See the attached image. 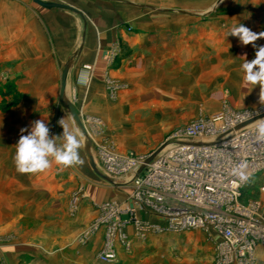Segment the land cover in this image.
I'll return each instance as SVG.
<instances>
[{
	"label": "crops",
	"instance_id": "obj_1",
	"mask_svg": "<svg viewBox=\"0 0 264 264\" xmlns=\"http://www.w3.org/2000/svg\"><path fill=\"white\" fill-rule=\"evenodd\" d=\"M47 1L68 5L76 12L62 8H43L31 0H0V67L10 68L8 73L16 85V93L29 100L11 108L8 115L1 117L3 134H0V156L4 158V163L11 162L14 169L9 171V167L6 166L2 175L14 182L17 180L16 185L13 183V193L19 195L18 201L25 199L26 203L16 201L13 206L0 207L3 211L2 216L0 215V227L13 223L15 218L20 221L22 216L35 219L41 215L38 211L43 205L40 207L32 205V199L27 197L37 193H43L45 197L48 216L54 217L60 212L65 214L64 209L68 210V207L65 208L63 197H59V194L66 192L63 187H68L71 176L77 179L83 177V166L82 170L71 167V171L66 168L60 172L59 166L53 162L52 167L46 172L33 175L32 181L26 174L18 173L14 165L16 144L21 129L30 130L33 121L44 119L50 128V134L54 136L49 120L51 121L54 115H60V119L65 118L69 123L70 130L75 131L77 126L60 99L61 74L67 62L69 68L64 96L83 100V110L106 124L117 114L121 120L127 119L132 113L135 114L137 106H130L125 99H133L139 93L144 95L152 91L153 86L148 85L150 79L158 80L163 76L168 81H174L186 66L182 62L187 60L188 76L193 82L199 80L209 84L215 81L220 84L219 90L222 91V87H225L231 91L228 106L224 109L244 110L264 106L259 102V86L246 85L241 70V65L246 59L249 61L254 59L256 49L251 44L241 45L237 37L229 35L231 28L240 24L256 33H264V0H251L249 3L243 0V3L247 4L243 12L233 10L228 15L219 16V23L214 22L211 15L212 0L199 1L204 4L199 8L196 6L197 0ZM207 2L211 4L206 6ZM226 2H228L226 5L230 6L233 0ZM255 43L258 46L264 45V38ZM112 53L116 55L112 57ZM108 56L111 62L108 61ZM228 57H231V60L235 59L232 69H228ZM214 58L217 60L220 58L217 66V63L214 65ZM84 66L92 67L87 84L82 81L86 75L82 70ZM214 66L217 70L216 68L214 70ZM214 75L218 77L214 78ZM105 78H112L125 86L126 92L122 90L118 96L123 103L118 110L109 106L106 93L103 91ZM161 98L153 102L160 104L164 101L165 105L166 99ZM54 103H60V106L54 107L52 105ZM73 107L79 109L77 106ZM144 108L146 109L145 103ZM221 110V108L214 110L209 115ZM168 124L170 123L156 122L153 126L161 131L170 126ZM62 132L63 129L59 125L56 128V135H62ZM57 143H63L62 137L57 138ZM80 156L86 161L84 148L83 156L82 154ZM20 178L27 179L26 183L22 184L23 187ZM56 178L61 181L57 182ZM128 190V186L122 183L112 184L98 178V182L84 186L79 203L83 201L84 205L86 203L87 207L92 209L90 218L92 220L97 215V204L112 199L116 202L125 201ZM3 191L5 195L11 193L7 188ZM5 213L13 216L5 218ZM139 217L153 224H164L154 215L144 212H139ZM42 226L49 229L50 241H53L51 238L59 236L55 241L60 242V250L55 252V256L45 257L48 258L45 261L38 260L34 251L29 252L30 240L28 242L17 240L0 247L2 264H17L20 259L23 264H65L73 254L77 258L76 264H103L96 259L98 253L96 250L103 245L102 230L93 235L91 247L73 250L69 244L73 227L66 219L45 220ZM125 229L131 239V249L125 251L119 244H115L117 262L114 264H161L149 261L147 254L142 251L149 243H154V237H149L148 234L138 242L134 237V228L127 226ZM194 231L197 233L190 234ZM166 233L171 234L170 238L179 255L186 251L191 255L196 248L203 246L204 260H198H203L204 264H214L215 248L219 241V237L214 233L202 230ZM132 240L139 244L135 245ZM135 246H140L141 250ZM228 264H264V247L256 246L242 262Z\"/></svg>",
	"mask_w": 264,
	"mask_h": 264
},
{
	"label": "built area",
	"instance_id": "obj_2",
	"mask_svg": "<svg viewBox=\"0 0 264 264\" xmlns=\"http://www.w3.org/2000/svg\"><path fill=\"white\" fill-rule=\"evenodd\" d=\"M261 114L264 106L223 109L192 120L175 130L146 164L147 156L98 146L99 171L112 184L126 177L122 185L128 183L129 190L124 203L108 201L96 206L98 216L85 234L98 225L105 228V242L96 259L116 263L115 244L130 251L131 239L124 231L130 225L140 239L150 232H212L219 237L214 264L242 262L256 246L264 247L260 204L241 201L245 184L264 175V141L255 136L256 124L264 116L254 119ZM139 212L154 215L164 224L141 220Z\"/></svg>",
	"mask_w": 264,
	"mask_h": 264
},
{
	"label": "rangeland",
	"instance_id": "obj_3",
	"mask_svg": "<svg viewBox=\"0 0 264 264\" xmlns=\"http://www.w3.org/2000/svg\"><path fill=\"white\" fill-rule=\"evenodd\" d=\"M197 1L198 3L196 4V6H198V8L204 5L202 2H199L201 0H197ZM244 1L233 0L232 4L228 6L226 5L228 3L226 2V0H212L211 2L212 4L207 2L206 6L210 4L212 5L211 15L214 18L213 19L214 22L219 23V19L221 16L228 15L233 10H238L239 12H243L242 10H244V6H247L246 3H243ZM246 1L249 3L251 0H246ZM117 53L119 54V51ZM114 54L116 55V53H112V57L115 56ZM107 58L108 61L111 62L110 56H108ZM231 59H232L231 57H228L229 60L228 69L229 68L232 69L235 63L233 61L235 59L233 60ZM213 61H214V65L217 63L216 64L217 66L220 63L219 62L220 58L219 60L214 58ZM182 63L186 66L182 68L181 74L179 76H176L175 77L176 79H174V81H168L163 76L159 77L158 80L150 79L148 85L150 87L153 86L152 91L144 95H140L139 93V95H137L136 98H133L134 100L125 99L127 103H130V106L132 107L135 105L137 106V108H135L136 109V111L134 112L135 114L133 113L130 114L127 119H122V120L120 118L118 119V114H117L116 117H114L111 121L109 120L110 122L106 124V122L101 121L99 118L95 116L88 115L83 110L82 108L84 106V104H82L83 100L77 99L75 97L67 98L72 103L73 106H77L79 108L78 110L75 109V111L82 120L81 122L83 123L84 130L87 136V137L83 136V134L79 131L78 138H80L82 142V146L79 150L80 154H82L83 156V148L85 144L88 143L90 145V152L93 158V162L97 168H98V164H97L98 146H107L108 148H111L115 152L118 153L121 152L120 154L131 153L137 156L140 155L148 156L153 151H155L160 145H165L171 134H173V132H175V130H177L178 128L187 125L192 120L205 118L209 116V113L213 112L214 110H219L220 108L223 110L224 107L228 106V97L231 95L230 90H228L225 87H222V91L219 90L218 88L220 84H217L215 81L210 82L209 84H205L204 82L201 81L199 82V80L197 82H193L192 81L193 79L188 76V69H189L188 60ZM216 66H214V70ZM9 69H10L9 67H0V134H3L1 117L3 115H8V113L11 112L10 111L11 108L20 105V103H25L29 101L23 99L18 92L16 93V85L9 76L8 73ZM82 70L86 73V75L84 74L85 77H83L82 81L84 84L85 83L87 84L91 75L92 67L84 66ZM77 75H79V72ZM217 77H218L217 75H214V78ZM203 79H205V77ZM104 80L105 82L103 86V91H105L106 93L107 99L109 101L108 102L109 106H111L113 109H117V110L120 109L123 103H122V99H119L120 97L118 96L119 93L122 92V90L126 92V89H124L125 88L124 84L112 78L111 79L105 78ZM215 86L217 88H215ZM71 89L73 90L74 88L71 87ZM135 89L136 88H133V90ZM8 90L11 92L10 93L11 95H7V96L4 95L5 92H7ZM13 96H15L16 98L14 103L11 100ZM161 97L164 100L166 99L165 101L167 103L165 105H163L164 101H162V103L160 104L153 102V100L160 99ZM54 102H58V100H54ZM144 103L146 104V109L144 108ZM52 105L54 107H59L60 103H54ZM59 120H60V115L58 116L54 115L51 118V121L49 120L50 124L52 125L51 129L54 131V136L56 135V128L59 127L58 124ZM173 120H175L174 123H172ZM156 122L170 123L168 124L170 126L164 128V130L158 131L153 126V124ZM157 126L159 125L157 124ZM77 129L78 128L76 127L75 130ZM3 159L4 158L0 156V193H1L0 207L7 208L17 203L16 201H18L19 195H14L16 193H13V189H14L13 183H15L16 185L17 180H15L14 182L12 179L10 178L6 179L2 175V173L5 172L6 166L9 167L8 168L9 171L14 170L12 168L13 164L11 162L4 163L5 161ZM83 161H84L83 165L72 166L73 168L78 170H82L81 166H83L84 169L83 177L77 179L75 178V176H71L68 187L67 186L63 187L64 188L63 190H65L66 192H63L64 195L59 194V197L60 196L63 197L62 201L64 202L65 208L68 207V210L64 209L65 214L60 212L57 213L56 216L54 217H50V215L48 216L49 212L47 210V205L45 206L46 203H44L45 197L43 193L41 194L37 193L34 196L28 195L27 197L32 199L31 200L32 205L39 207L43 205L41 209L38 211L41 213V215L37 216V218L35 219L31 217L22 216L20 221H18L17 218H15L13 223H9L6 226L2 225L0 227V247L7 245L8 242L12 244L17 240L18 241L23 240L26 242L30 240L31 247L29 249V252L34 251L36 253V256L38 257V260L45 261L46 259H48L45 257L55 256V252L60 250V242L55 241L57 240L55 238L59 236L53 237L54 239L51 238L53 241H50L49 229L43 227L42 225L44 224L45 220L64 221L65 219L66 222L70 223V226L73 227V234L72 236H70V240H69L70 247H72L73 250H83L91 247L92 245L90 241L93 238V235L99 230L103 231V244H104L105 228L101 225H98L97 228L94 230V232L92 231L89 232L88 235H85L89 231L91 225L95 222L99 212L96 209L97 215L94 216V218L91 220L90 218L92 217L91 216L92 209L87 207L86 203L84 205L83 201L82 202L80 201L79 203V199L84 193L83 191L84 186L87 184L98 182L99 177H97L92 172L85 159ZM71 169L72 168L69 167L70 171ZM69 174L72 175V173ZM26 175L28 176V178L32 180L34 178L33 175L35 174H26ZM116 180L118 184L127 182L126 177L125 178L119 177ZM26 181L27 179L20 178L21 187L24 186L22 184H25ZM56 181L60 182L61 179L56 178ZM80 182L82 184H80ZM263 182H264V175L261 174L254 176L250 181H248L242 189L241 201L245 203L249 201L259 202L260 213L264 215V191H260V187L262 186ZM108 183H113V181ZM125 185L128 186V183ZM4 188H7L11 193L5 195V191H3ZM117 197H119V195ZM74 198L76 199V201H73ZM109 201H115V200L112 199ZM18 202L26 203V200L24 199L23 201L20 200ZM29 202L30 201H28L27 203ZM118 203L119 204L124 203V200H120V202ZM8 213H12V212H8ZM2 214L3 211L0 210V215L2 216ZM5 214H6L5 218H9L13 216V214H9V215L7 213ZM24 215L26 214L24 213ZM74 215H76V217ZM54 229H52V231H55ZM124 231L126 232V229H124ZM30 232H32L31 235ZM191 233H197V231L190 232V234ZM148 234L149 237L155 238L154 243H149L147 247L144 250H142L143 253L147 254L149 261H155L161 264H204L203 263L204 259L202 258V256L204 255L205 251L203 250L204 249L203 246L200 248L199 247L196 248V251L194 253H191V255L188 254L187 251L184 253L182 252V254L179 255L176 250V247L173 245V242L170 238L171 234H167L166 232H162V233L150 232ZM23 237L27 239H23ZM134 237L138 242H141V239H139V237L136 234H134ZM101 238L102 236L98 240L100 241ZM100 247L98 250H96V252L101 251L103 245L101 248ZM135 248L140 249V246H135ZM75 256H76L75 254L70 255L69 259L66 261L65 264H76L77 258H75ZM198 259H203V260L199 261ZM0 264H2L1 261ZM17 264H23V261L20 259Z\"/></svg>",
	"mask_w": 264,
	"mask_h": 264
},
{
	"label": "clouds",
	"instance_id": "obj_4",
	"mask_svg": "<svg viewBox=\"0 0 264 264\" xmlns=\"http://www.w3.org/2000/svg\"><path fill=\"white\" fill-rule=\"evenodd\" d=\"M229 35L237 37L240 44L252 45L255 57L245 60L241 65L243 81L246 85L259 86V102L264 105V45L258 46L255 42L264 38V33H256L242 24L233 26ZM62 127V135L53 136L44 119L33 121L30 130L21 129L20 138L16 144L14 163L20 174L44 173L52 167L53 162L59 166L58 171L66 168L83 165L80 156L82 146L79 130H70L69 123L62 118L58 121ZM27 132V135L23 133ZM258 141H264V119H260L255 128ZM62 137L63 143L58 144L57 138Z\"/></svg>",
	"mask_w": 264,
	"mask_h": 264
},
{
	"label": "water",
	"instance_id": "obj_5",
	"mask_svg": "<svg viewBox=\"0 0 264 264\" xmlns=\"http://www.w3.org/2000/svg\"><path fill=\"white\" fill-rule=\"evenodd\" d=\"M34 4H37L43 8H62V9H66V10H70V11H74L76 12V10H74L72 7L65 5V4H60V3H55V2H47V1H42V0H31ZM68 68H69V64L68 62L65 64L63 70H62V74H61V95H60V99L62 104L66 107L68 113L70 114L72 120L74 121V123L76 124L77 128L79 129V131L83 134V136H85V130L83 128V125L72 105V103L64 96V91L66 88V75L68 72ZM264 116V114H261L259 116H257L254 119H258L260 117ZM164 145H160L155 151H153L151 154H149L147 156V158L145 159L144 163H148L151 161V159L163 148ZM84 154L86 157V161L88 166L90 167V169L92 170V172L99 177L100 179L106 181V182H111L110 178H108L107 176H105L104 174H102L99 169L95 166L94 162H93V158L90 152V145L88 143L85 144L84 146ZM143 166L140 167L139 172L142 170Z\"/></svg>",
	"mask_w": 264,
	"mask_h": 264
},
{
	"label": "trees",
	"instance_id": "obj_6",
	"mask_svg": "<svg viewBox=\"0 0 264 264\" xmlns=\"http://www.w3.org/2000/svg\"><path fill=\"white\" fill-rule=\"evenodd\" d=\"M10 93H11V92L8 90L7 92H5L4 95H6V96H7V95H11ZM15 99H16L15 96H13V97L11 98V100L13 101V103L15 102ZM12 101H11V102H12Z\"/></svg>",
	"mask_w": 264,
	"mask_h": 264
},
{
	"label": "bare ground",
	"instance_id": "obj_7",
	"mask_svg": "<svg viewBox=\"0 0 264 264\" xmlns=\"http://www.w3.org/2000/svg\"><path fill=\"white\" fill-rule=\"evenodd\" d=\"M79 117V116H78ZM80 119V118H79ZM81 121V120H80ZM82 123V122H81ZM83 125V124H82ZM83 128H84V126H83ZM86 133V132H85ZM85 137H86V134H85ZM111 180V179H110ZM111 182H112V180H111Z\"/></svg>",
	"mask_w": 264,
	"mask_h": 264
}]
</instances>
